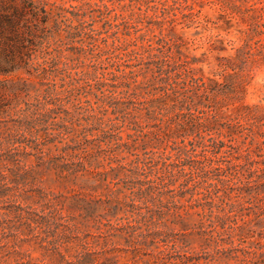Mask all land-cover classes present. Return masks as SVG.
Instances as JSON below:
<instances>
[{"label":"rangeland","instance_id":"obj_1","mask_svg":"<svg viewBox=\"0 0 264 264\" xmlns=\"http://www.w3.org/2000/svg\"><path fill=\"white\" fill-rule=\"evenodd\" d=\"M22 1L0 0V6ZM26 1L33 9L19 16L17 30L25 31V51L48 68L64 106L41 116L30 103L45 86L26 78L22 69L0 72V264H264V227L252 225L253 236L230 246L224 235L213 232V239L202 232L206 214L200 207L187 210L182 226L177 214L158 208L154 198L130 199L128 170L111 168L124 147L102 131L117 113L110 87L101 83L110 82L117 70L126 76L139 71L142 82L151 79L155 48L161 46L170 61L187 59L230 84L232 70L220 66L245 42L249 29L264 21V0H185L195 14L173 22L169 17L179 13L176 7L184 0ZM239 7L251 9L241 13ZM164 8L167 18L153 23ZM43 9L44 30L34 29L31 11L41 17ZM251 73L241 99L221 93L216 101L230 109L240 102L264 105V63ZM165 89L170 96L163 102L152 98L162 93L160 84L139 90L143 102L136 115L144 132L129 137L127 122L121 128V141H131L126 162L146 148L148 155L165 159L182 139L190 147L197 132L185 128L189 113L177 114L179 104L168 85ZM149 164L137 163L138 172L149 174ZM160 167L153 168V178ZM169 194L164 193L165 202Z\"/></svg>","mask_w":264,"mask_h":264},{"label":"trees","instance_id":"obj_2","mask_svg":"<svg viewBox=\"0 0 264 264\" xmlns=\"http://www.w3.org/2000/svg\"><path fill=\"white\" fill-rule=\"evenodd\" d=\"M184 2L176 7L179 13H174L169 21L195 14L194 7L185 0ZM22 3L21 6L14 3L0 6V37L5 43L0 55V72L22 69L29 75L26 78L31 77L44 85V89L36 94L30 105L40 108L41 116L48 117L55 109L63 107L64 103L60 101L54 80L46 75L48 68L25 51V31L19 32L17 25L19 16L24 15L27 8H33H29L26 0ZM101 6L110 8L106 4ZM139 9L143 10L141 6ZM250 9L238 8L241 13ZM43 12L41 17H37L35 10L31 11L36 20L33 23L34 29L44 28L40 27L39 22L45 23L48 13L44 9ZM162 12L163 15L158 16L160 19H155L153 23H162L167 18L165 8ZM151 22L146 26L147 29H150ZM32 28L26 27V33L33 36ZM136 30L145 31L144 28ZM250 30L261 37L255 38ZM155 50L152 60L157 64V69L146 82L138 79L139 71L133 70L128 72L130 76H126L121 70L114 71L110 82H101L110 87L109 98L112 100L113 111L117 113L102 131L109 132L117 139L116 147H124L120 150L121 157H116V165L111 168L122 166L128 170V182L131 183L128 189L132 201L141 197L145 201L154 198L159 204L158 208L177 214L182 226L187 225V210L200 207L202 213L206 214V226L202 231L205 235L214 239L212 233L216 232L219 236L224 235L230 246L241 245L245 242L246 235L253 236L250 232L252 225L264 227V105L240 102L230 109L226 103L216 99L221 93L231 99H241L252 78L253 66L264 63V21L257 22L249 29L245 42L235 46L234 54L226 57V65L220 66L222 69L232 70L228 75L234 80L226 86L213 76L214 72L206 74L201 67L189 65L187 59L170 61L163 55L161 46ZM151 83H158L163 87L162 93L152 94V98L159 99L160 102L164 101V97L170 96L169 90L165 89V85L169 86L171 97L179 104L177 114L184 113L183 110L189 113L184 121L188 127H184L195 129L197 133L188 141L190 147L182 139L165 159L161 156L154 157L152 151L153 156L148 155L146 148L142 154L136 153L134 160L126 162L131 141L129 138L121 141V128L127 122L129 137L144 132L138 129L140 120L136 115L139 104L143 102L139 99V90L149 87ZM61 136L65 138L63 134ZM149 141L146 140L145 143L148 144ZM137 163H143L144 166L150 163L147 166L150 173L141 175L137 170ZM158 164H161V173L158 174L155 170L156 177L153 178L152 170ZM179 180L178 185H175ZM202 183L205 185L199 189ZM165 192L170 193L167 202L163 200ZM195 194H200L201 197L193 198ZM204 205L207 207L204 208Z\"/></svg>","mask_w":264,"mask_h":264}]
</instances>
